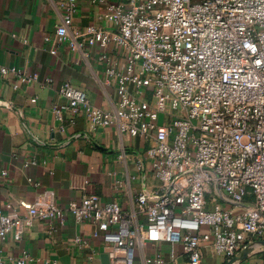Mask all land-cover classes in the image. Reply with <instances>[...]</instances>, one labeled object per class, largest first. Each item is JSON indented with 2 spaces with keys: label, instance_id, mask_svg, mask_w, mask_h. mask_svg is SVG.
<instances>
[{
  "label": "built area",
  "instance_id": "2783aa9c",
  "mask_svg": "<svg viewBox=\"0 0 264 264\" xmlns=\"http://www.w3.org/2000/svg\"><path fill=\"white\" fill-rule=\"evenodd\" d=\"M76 1L67 0L55 42L97 61L100 84L112 87L115 99L96 106L66 79L63 108L81 111L92 127L142 138L145 155L136 164L160 185L152 197L138 193L132 210L87 191L63 209L43 193L25 213L0 210V242L8 235L21 240L33 220L62 224L64 210L77 222L90 220L95 236L102 233L108 264H163L159 253L135 257L145 242L179 245L186 264H200L207 243L230 259L262 238L264 0H97L109 25L80 30L72 28ZM0 74L36 80L15 67L0 66ZM127 149L121 146L118 157ZM73 242L87 246L81 236ZM27 259L22 251L18 264Z\"/></svg>",
  "mask_w": 264,
  "mask_h": 264
},
{
  "label": "crops",
  "instance_id": "0c3cea01",
  "mask_svg": "<svg viewBox=\"0 0 264 264\" xmlns=\"http://www.w3.org/2000/svg\"><path fill=\"white\" fill-rule=\"evenodd\" d=\"M66 3L0 0V66L36 76V80L21 82L11 74H0L2 213H25L28 204L43 193H51L66 209L71 200L86 191L132 210L138 193L152 197L160 185L152 173L136 164L135 160L145 155L142 138L119 134L113 127H92L81 111L72 114L64 110L67 101L59 90L66 79L82 88L96 106H104L108 98L115 99L113 88L100 84L104 73L97 61L73 54L65 44H56L54 28L65 13ZM72 11L73 29L109 25L106 5L97 0H77ZM56 108L61 109L60 115L55 113ZM121 146L128 148L123 159L118 157ZM137 220L143 222L142 216ZM94 232L90 220L77 222L64 210L62 224L33 220L24 228L21 240L6 236L0 242V261L18 264L25 251L26 264H101L102 233L95 236ZM75 236L84 238L87 246L74 244ZM254 241H264V236L247 245ZM92 252L95 258L89 260ZM156 253L162 256L163 264L187 262L179 245L166 242H145L134 255L139 258ZM230 260L218 254L211 243L202 248L200 264H229ZM261 261L264 248L256 246L246 258L230 264Z\"/></svg>",
  "mask_w": 264,
  "mask_h": 264
},
{
  "label": "water",
  "instance_id": "95a60500",
  "mask_svg": "<svg viewBox=\"0 0 264 264\" xmlns=\"http://www.w3.org/2000/svg\"><path fill=\"white\" fill-rule=\"evenodd\" d=\"M256 246H261L264 248V241H254L249 245L245 246L242 250L237 252L230 260L229 264L232 262L241 261L246 258L249 254H251ZM101 264H108V256L106 253H102L100 255Z\"/></svg>",
  "mask_w": 264,
  "mask_h": 264
},
{
  "label": "rangeland",
  "instance_id": "374dc122",
  "mask_svg": "<svg viewBox=\"0 0 264 264\" xmlns=\"http://www.w3.org/2000/svg\"><path fill=\"white\" fill-rule=\"evenodd\" d=\"M158 122H162V115H159Z\"/></svg>",
  "mask_w": 264,
  "mask_h": 264
}]
</instances>
